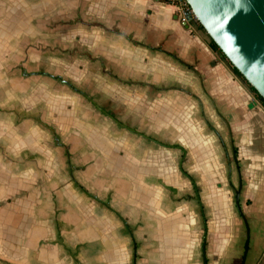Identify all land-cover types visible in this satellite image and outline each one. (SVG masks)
<instances>
[{
  "label": "rangeland",
  "instance_id": "1",
  "mask_svg": "<svg viewBox=\"0 0 264 264\" xmlns=\"http://www.w3.org/2000/svg\"><path fill=\"white\" fill-rule=\"evenodd\" d=\"M152 2L172 4L171 15L198 32L194 18L185 23L181 19L189 9L185 1ZM140 13L150 16L151 9L137 0H18V49L12 56L5 50L3 56L0 53L5 61H0V123L12 121L18 141L24 143L11 148L12 137H0V150L6 146L9 156L18 158L14 171H0V196L29 194L1 206L17 213L11 228L17 227L19 248L33 240L35 249L44 254L30 248L23 255L29 264H103V259L155 264L149 263L151 255L170 250L173 241L179 242L177 247L183 241L191 252L197 243L194 232L201 236L204 228L200 219L191 223L190 214L198 211L196 196L201 203L202 199L201 189L196 185V195L191 185L194 175L188 173L211 155V161L202 165L207 166V178L216 177L217 168L223 177L217 185L232 179L226 192L234 202L238 187L234 141L213 105L195 87L192 92L190 86L175 83L171 72L157 71V64L168 69L175 59L144 51L140 44L146 38L138 37ZM199 32L207 37L202 29ZM217 55L223 70L231 71ZM237 78L243 86V105L264 112L248 85ZM171 107L188 112L192 130L155 126L157 121L180 118ZM25 150L28 158L22 156ZM130 155L150 173L144 189L148 203L155 198L157 205L158 200L163 203L157 238L147 234L156 229L154 224L145 226L129 204L134 192L128 183L129 166H123L133 159ZM18 174L31 183L21 187ZM220 199L218 194L215 214L229 229L224 231L226 239L221 238L217 264H248L254 243L252 223L246 218L245 225L235 203L229 209ZM141 201L140 197L134 204ZM166 220L171 221L165 224ZM190 260L186 256L187 264Z\"/></svg>",
  "mask_w": 264,
  "mask_h": 264
},
{
  "label": "crops",
  "instance_id": "2",
  "mask_svg": "<svg viewBox=\"0 0 264 264\" xmlns=\"http://www.w3.org/2000/svg\"><path fill=\"white\" fill-rule=\"evenodd\" d=\"M152 1L153 0H137V2L144 5L145 8L149 7L151 9L150 16H146L144 14L146 18L142 16V13L138 15V37L141 38L142 36H145L146 38V41L141 42L142 44L140 45L143 46V49L146 52L151 50L156 53H164L168 56H172L175 59V63L168 69L157 64V71L160 70L164 74L171 72V79L174 80L175 83L177 82L178 84L188 88L190 86V90H192V92L197 89L199 94L202 97L204 96L206 99H208V102L213 105L215 115H217V117L223 121L227 135L228 137L232 138L235 146L232 148V150L235 149L236 154L234 159L237 166L235 182L237 183V186L239 184L241 185L239 196L240 209L245 219L247 218L249 221H251L253 226V251L248 256V264H264V112L255 108H252V110L249 109V107H247L245 104L243 105V102L240 98L243 93L242 83L232 71L223 70V65L217 58L218 52L211 49L209 39L200 34V28L197 29L198 32H194L188 26H183L180 24L175 19V16L173 14L171 15L172 4L162 6L156 5ZM135 21L136 20L133 22ZM14 29L16 30L15 36H13ZM17 47L18 0H0V53L3 56V53H5L3 50H5L10 56H12L13 52L18 49ZM0 61L2 63L5 62L1 59ZM176 108L177 110L179 109L181 111L176 112L174 110L175 108H170L172 113L176 115L179 113L181 115L180 118L178 116L174 117L176 122L168 123L157 121L158 118L156 116L154 117L157 121L154 123L155 126L161 127L182 125L188 126V132L192 130L190 128L192 127L193 123L190 122L192 119L189 118L188 112L186 110L183 112V108ZM160 119H162V117H160ZM180 120H182L184 123L180 124ZM7 122L8 125L3 124L2 122L0 123V137L2 134L11 136L12 141L9 143L10 147L13 148L14 144L18 143L19 141L17 134H15V130H13V124H11L12 121ZM191 132L190 134H192ZM193 135L195 134H192L189 137L192 136L191 138H193ZM209 135L213 138L211 132H209ZM23 143H20V145ZM5 148L6 146L3 150L2 146V150L6 153L0 150V171L6 170V168L14 171L15 167L17 166L16 161L18 158H12V156H9L12 154H10L8 150L6 151ZM182 151L185 153L184 150ZM27 152L28 150L23 151L22 156H26V158H28L29 154ZM32 154L33 148L31 149V156ZM130 156L133 159L129 161L127 166H123V168L129 166L128 183L130 184L129 187H131V190L134 192L132 199H129V204H132L136 208L145 226L148 222L154 224L156 229L153 230L152 233L147 234L157 238L159 233V230H157V225L163 224V203L161 200H158L157 205L156 198L148 203L149 200L147 199L144 189L147 179L146 176H150V173H146V169L142 168L138 161H135L134 156ZM8 157L11 158L8 159ZM211 158L212 155L209 156L208 159L202 160L199 162L196 169H191L189 171L190 173H188L194 175L193 179H190V182L195 194H198L196 185L199 187V189H201L200 197L202 199V203L198 198L201 204V209L199 208L196 196L195 200L198 211H196V213L190 214V218L192 224L199 221V219L202 221L204 228L202 235L200 236L197 232H194V240L197 243H194L191 252L189 250L186 251L183 241L180 242L179 247L176 245L179 242L176 241L175 243V241H173L170 250L162 252L161 254L154 252V256L151 255V259L153 258V261L150 259L149 263L187 264L185 258L186 256H189L191 259L190 264H202L201 246L204 234L205 242L207 241L205 248L206 262L207 264L218 263L220 258L219 247L222 245L221 238L223 237V239H226V233L224 231H228L229 225L223 219L217 220L218 217L217 214H215V212L218 210L216 207V196L218 194L221 196L220 201L224 207L232 209L234 202L228 200L226 190L227 186H233L234 181L230 179V181L227 182L226 179V182L222 181V183H220L221 185H217L219 180H223V177L221 171L216 168L215 162L213 167L216 168V173L219 176L217 175L216 177L208 179V172L205 171L207 166L202 167V165H204L205 162H210ZM26 166H28L26 169L29 175V165L27 164ZM27 172L22 171V174H27ZM181 173H183V169ZM19 178L20 174H18V182L22 181L21 187H23L24 184L31 183L27 178ZM31 181L33 182L32 179ZM28 195V192H26V196L19 193L18 195L13 196H2V194L0 196V264H29L28 260L30 259L27 257L24 258L23 255L25 253L29 254L30 248H37L36 245H34L33 240L29 241L27 246L28 249L27 247L24 249L23 247L19 248V233L16 230L17 227L11 228L12 221L16 220V217L14 218L13 214L17 213H13L12 209H8L9 207L7 206L6 208L1 207L12 204L13 199H18L19 196L28 197ZM140 197L142 199V203L139 202L138 204H134L140 199ZM188 199L189 198L186 197V200ZM203 206L204 213L202 211ZM208 215L210 218L207 217ZM225 215H228L227 212H225ZM209 219L211 220L209 221ZM231 220L234 221L236 219L233 216ZM170 221L171 220H166L165 224L169 223ZM226 221L228 220L226 219ZM5 230L10 231L12 234H14V236L7 235L4 232ZM129 235L132 239V247L134 248L133 252L135 253L134 238L131 236V234ZM171 235L173 236V233H171ZM176 235H178V233ZM178 237L180 238L181 235H178ZM10 241L15 242V245L12 246L11 243H9ZM35 250L44 257L43 253L37 249ZM146 254L148 255V253ZM102 263L128 264L125 261H120V259L118 262L111 260L107 261V259H103ZM96 264H99V261H96ZM143 264H146V260Z\"/></svg>",
  "mask_w": 264,
  "mask_h": 264
},
{
  "label": "water",
  "instance_id": "3",
  "mask_svg": "<svg viewBox=\"0 0 264 264\" xmlns=\"http://www.w3.org/2000/svg\"><path fill=\"white\" fill-rule=\"evenodd\" d=\"M184 1L209 41L218 47L219 54L264 100V0ZM240 188L239 184L234 203L247 225L239 205ZM197 201L201 209L198 198ZM204 242L205 234L201 256L202 264H207Z\"/></svg>",
  "mask_w": 264,
  "mask_h": 264
},
{
  "label": "trees",
  "instance_id": "4",
  "mask_svg": "<svg viewBox=\"0 0 264 264\" xmlns=\"http://www.w3.org/2000/svg\"><path fill=\"white\" fill-rule=\"evenodd\" d=\"M162 1H165V0H162ZM182 1H184V0H182ZM189 8V7H188ZM198 27L200 28V29H202L201 28V26L198 24ZM210 47H211V49L213 50V51H216V52H218L219 53V49H218V47L212 42V41H210ZM222 56V58L223 59H225L224 58V56L223 55H221ZM228 63V62H227ZM229 64V63H228ZM231 71L237 76V77H239L245 84H247L246 83V81L243 79V77L239 74V72L236 70V69H234L233 67H231ZM248 85V84H247ZM248 87H249V89H250V91L252 92V94L254 95V97H255V99H256V101L264 108V100L256 93V91L250 86V85H248ZM215 134H216V136L218 137V139H219V141H220V143H221V140H220V138H219V135L217 134V132L215 131ZM232 152H233V154L235 155V149H233L232 150Z\"/></svg>",
  "mask_w": 264,
  "mask_h": 264
},
{
  "label": "built area",
  "instance_id": "5",
  "mask_svg": "<svg viewBox=\"0 0 264 264\" xmlns=\"http://www.w3.org/2000/svg\"><path fill=\"white\" fill-rule=\"evenodd\" d=\"M183 13L186 16V18L183 15L181 16V19H182L183 23H185L189 19H193L192 15H191V12H190V9H186V12H183Z\"/></svg>",
  "mask_w": 264,
  "mask_h": 264
}]
</instances>
